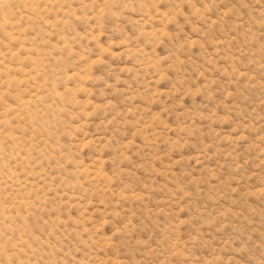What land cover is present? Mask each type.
Instances as JSON below:
<instances>
[{"label":"rangeland","instance_id":"1","mask_svg":"<svg viewBox=\"0 0 264 264\" xmlns=\"http://www.w3.org/2000/svg\"><path fill=\"white\" fill-rule=\"evenodd\" d=\"M0 264H264V0H0Z\"/></svg>","mask_w":264,"mask_h":264}]
</instances>
